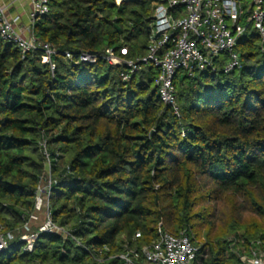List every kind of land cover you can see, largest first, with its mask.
<instances>
[{"label": "trees", "instance_id": "obj_1", "mask_svg": "<svg viewBox=\"0 0 264 264\" xmlns=\"http://www.w3.org/2000/svg\"><path fill=\"white\" fill-rule=\"evenodd\" d=\"M116 1L50 0L34 33L57 49L54 72L41 51L23 55L0 38V234L15 237L0 264H122L111 259L122 245H151L160 224L184 232L202 264H244L264 241L260 39L250 29L239 43L240 70L225 73V55L214 69L178 73L177 118L154 66L123 82L125 67L76 63L108 49L146 56L150 3ZM50 179L52 220L71 236L39 234L25 252L21 236Z\"/></svg>", "mask_w": 264, "mask_h": 264}, {"label": "built area", "instance_id": "obj_2", "mask_svg": "<svg viewBox=\"0 0 264 264\" xmlns=\"http://www.w3.org/2000/svg\"><path fill=\"white\" fill-rule=\"evenodd\" d=\"M128 0H117V5ZM143 1V0H135ZM153 11L147 54L136 61L126 60L128 49L119 52L108 49L103 57L83 53L77 64L95 65L100 59L113 67H125L121 74L123 82L130 81L141 68L151 65L158 70L154 85L162 103L171 107L177 118L181 112L177 102L175 80L180 72L189 74L214 69L215 60L228 56L225 73L242 68L237 47L247 32L252 29L260 39L264 53V0H147ZM50 0H29L28 26L21 27V17L9 14V8L0 4V38L14 43L23 55L41 51L44 64L54 72V56L58 51L51 44L41 42L34 33L40 17L49 13ZM69 61L73 56L64 53ZM44 185V186H43ZM52 180L43 183L37 190L36 209H47L45 224L38 233L26 225L21 236L24 251L32 252L39 234L70 237V233L54 224L50 211ZM12 234H0V253L14 241ZM75 240V239H74ZM79 244V242L77 241ZM80 245V244H79ZM198 248L194 247L184 232L178 236L166 232L159 225L158 237L149 246L133 248L122 245L118 256L122 264H202L197 260ZM244 264H264V241L251 243L247 256L240 257ZM103 263L102 260H98Z\"/></svg>", "mask_w": 264, "mask_h": 264}, {"label": "crops", "instance_id": "obj_3", "mask_svg": "<svg viewBox=\"0 0 264 264\" xmlns=\"http://www.w3.org/2000/svg\"><path fill=\"white\" fill-rule=\"evenodd\" d=\"M2 6L9 8V14L21 17V27L28 26L29 0H0Z\"/></svg>", "mask_w": 264, "mask_h": 264}, {"label": "rangeland", "instance_id": "obj_4", "mask_svg": "<svg viewBox=\"0 0 264 264\" xmlns=\"http://www.w3.org/2000/svg\"><path fill=\"white\" fill-rule=\"evenodd\" d=\"M37 212H38V214L37 215H34L32 217L31 224L29 225L30 228L32 227L31 232H33V227L34 228H36V227L37 228L42 227L45 224L46 219H47V209L44 208V206L41 208L40 211H37ZM244 256H247V255H244Z\"/></svg>", "mask_w": 264, "mask_h": 264}, {"label": "water", "instance_id": "obj_5", "mask_svg": "<svg viewBox=\"0 0 264 264\" xmlns=\"http://www.w3.org/2000/svg\"><path fill=\"white\" fill-rule=\"evenodd\" d=\"M89 54H90V55H94L95 53L90 52ZM0 254H1V253H0Z\"/></svg>", "mask_w": 264, "mask_h": 264}]
</instances>
